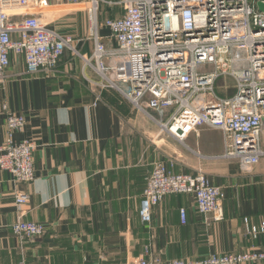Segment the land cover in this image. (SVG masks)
<instances>
[{"label":"crops","instance_id":"obj_1","mask_svg":"<svg viewBox=\"0 0 264 264\" xmlns=\"http://www.w3.org/2000/svg\"><path fill=\"white\" fill-rule=\"evenodd\" d=\"M55 13L39 16L65 35L55 26ZM99 35L113 47L107 29L100 28ZM72 47L79 55L65 50L53 72L34 75L22 56L11 54L0 80V145L8 112L25 120L13 140L35 146L30 184H16L0 170V264H124L145 258V249L164 261L261 251L264 236L250 232L264 226V159L242 168L213 158L224 151L222 135L204 127L183 144L159 133L156 122H165L170 111L145 115L115 91L100 90L94 85L99 77L81 57L91 54L92 42L78 39ZM157 163L174 174L202 169L222 190L223 217L206 221L193 196L169 195L152 207L150 224L142 223L140 201ZM15 193L27 197L22 219L45 229L33 242L11 232L19 218Z\"/></svg>","mask_w":264,"mask_h":264},{"label":"built area","instance_id":"obj_2","mask_svg":"<svg viewBox=\"0 0 264 264\" xmlns=\"http://www.w3.org/2000/svg\"><path fill=\"white\" fill-rule=\"evenodd\" d=\"M81 4L92 22L87 39L93 44L91 54L81 57L99 77L96 87L115 91L145 115L148 110L160 115L170 111L165 122L156 123L161 133L182 144L200 127L220 132L224 151L213 158L236 161L242 168L264 159V11L258 6L264 0H0V80L11 54L22 56L27 73L34 75L53 72L65 50L76 53L71 38L49 28L39 14ZM100 28L108 30L113 47L105 45ZM223 78L232 80L234 92L228 98L215 91ZM24 125L22 116L6 113L0 170L16 184L34 180V144L13 140ZM169 195L193 196L206 221L223 217L222 190L210 184L202 169L174 174L157 163L140 201L141 222L150 224L152 207ZM26 203L25 195L14 194L19 218L10 229L20 241L33 242L45 229L22 219ZM178 213L184 224L185 209ZM250 234L264 236V226ZM143 255L124 264L264 263V248L195 261H164L149 249Z\"/></svg>","mask_w":264,"mask_h":264},{"label":"rangeland","instance_id":"obj_3","mask_svg":"<svg viewBox=\"0 0 264 264\" xmlns=\"http://www.w3.org/2000/svg\"><path fill=\"white\" fill-rule=\"evenodd\" d=\"M55 15H53V20L56 23L55 26L57 28H60V30L65 34V36H68L71 38L72 41L75 42V40H85L89 35V28L92 25V22L89 20L88 13L86 12V6L84 5H78L76 7L61 5L54 9ZM105 8H100V13L98 16V20L100 23L104 20V15L102 11H104ZM50 9H44L43 12H48ZM52 18H49L48 22ZM73 44V43H72ZM227 85L230 87V89H233L232 80L230 79H220L217 83V88L215 87V91L217 94L222 98H228L230 97L229 93H233V91H230L229 93H225V95L219 91V88H221L223 85ZM159 133H161V130L159 129ZM165 134V133H161Z\"/></svg>","mask_w":264,"mask_h":264},{"label":"water","instance_id":"obj_4","mask_svg":"<svg viewBox=\"0 0 264 264\" xmlns=\"http://www.w3.org/2000/svg\"><path fill=\"white\" fill-rule=\"evenodd\" d=\"M258 6H259L261 11H264V6L263 5L259 4Z\"/></svg>","mask_w":264,"mask_h":264}]
</instances>
